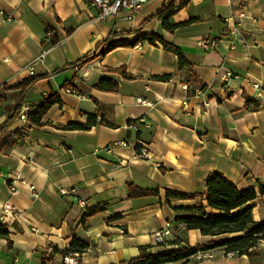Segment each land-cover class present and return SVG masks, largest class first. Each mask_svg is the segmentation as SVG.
I'll return each instance as SVG.
<instances>
[{"label":"crops","instance_id":"crops-1","mask_svg":"<svg viewBox=\"0 0 264 264\" xmlns=\"http://www.w3.org/2000/svg\"><path fill=\"white\" fill-rule=\"evenodd\" d=\"M171 1L147 0L132 19L122 12L102 22L87 0H0V128L21 98L30 109L53 95L60 100L39 124L15 117L0 129V208L20 213L0 222L8 232L0 236V264H60L62 254L46 248H67L74 237L87 244L80 264H128L141 248L157 254L178 242L201 247L236 235L181 229L174 208L204 203L213 173L238 189L264 184V0H187L178 7ZM162 6L173 28L155 15ZM113 32L126 42L155 34L186 63L180 67L175 52L144 40L64 68ZM30 76L39 79L23 94L6 89ZM102 79L117 89H98ZM138 146L145 155L137 156ZM129 184L156 193L132 198ZM166 189L194 197L167 201ZM250 204L253 221H263L264 195ZM94 206L101 211L85 216ZM166 221L171 234L159 241L155 234ZM251 251L217 246L198 250L187 264H264V242Z\"/></svg>","mask_w":264,"mask_h":264},{"label":"trees","instance_id":"trees-1","mask_svg":"<svg viewBox=\"0 0 264 264\" xmlns=\"http://www.w3.org/2000/svg\"><path fill=\"white\" fill-rule=\"evenodd\" d=\"M155 15L161 19V23L164 27L169 29L173 28V26H170L167 23V18L170 13L165 14L164 6H162ZM116 38V33L113 32L109 34V36L99 43L93 52L85 54L64 68L82 66L93 58L99 55H104L116 47L133 46L144 40H147L150 43H154L157 40L165 49L175 52L178 56L180 67L186 63L178 48L165 42L162 37L155 34L139 36L132 42L118 41ZM52 43H55V41H52ZM121 71H123L124 76H130L124 69ZM38 79L39 77L30 76L20 83L7 86L6 89L16 88L19 89L21 94H23L29 87L34 85ZM69 85V83H66L65 87H68ZM96 87L100 90H115L117 89V84L108 79H102ZM2 98H4V94H0V100ZM55 102H60V100L53 95L40 104L35 105L28 113L29 121L33 124H39L43 115ZM23 104L21 98L15 115L9 118L6 124L0 129L6 127L15 117H17ZM68 126L72 129L87 127L86 125L77 123H71ZM128 191L129 197L132 198L154 195L156 193V191L145 190L132 184L128 185ZM165 195L167 201L170 198L188 199L194 197V194L191 193L169 189L165 190ZM258 195H264L263 183L257 182V190L254 187L238 189L221 174H211L206 180L204 203L193 207L174 208V210L179 213L175 216L174 221L177 223H183L187 229H198L200 233L204 235H219L225 233H234L236 235L201 247L182 246L180 245V242H178L173 248H169L166 251L157 254H148L145 249L141 248L140 255L137 258L130 260L128 264H167L175 262L187 264L190 262V258L198 250H206L217 246L223 247L225 253L232 252L239 255L246 254L252 256L254 252H252L251 249L257 247L260 240L264 239V220L260 222L253 221L252 205L250 204ZM100 211V207L94 206L86 211L85 216H91ZM7 234L8 232L5 226L0 223V236H7ZM86 245L87 244L82 240L74 237L69 247L60 250L53 246V252H60L61 254H65L69 251L81 252Z\"/></svg>","mask_w":264,"mask_h":264},{"label":"built area","instance_id":"built-area-1","mask_svg":"<svg viewBox=\"0 0 264 264\" xmlns=\"http://www.w3.org/2000/svg\"><path fill=\"white\" fill-rule=\"evenodd\" d=\"M147 0H87L88 4L96 9V16L95 19L98 21H106L110 18L117 17L119 14L124 12V18L125 19H132L134 14L139 11L142 6L146 3ZM187 0H172L171 4L175 7L180 6L183 2ZM228 2H236L237 4H243L246 0H226ZM240 24L238 23L235 28V32H238V29L240 28ZM51 31L47 30L45 32V41L47 43L51 42ZM236 43L243 44L244 39L241 36H236ZM211 44H214L213 40H208ZM201 46H206V43L201 42ZM49 51L48 47H45L44 50L41 51V53L32 61L31 64H29L30 74H33V68L32 65L36 61L41 60L45 54ZM227 76L232 77H238L234 76V74L229 71L227 72ZM262 90H259V94H261ZM30 106L27 104H23L19 114L17 115V120L21 121L23 124H26L29 122L28 119V113L30 111ZM129 127L136 129L137 128V121H132L129 123ZM24 128V126L21 127V130ZM20 131V129H19ZM18 138V133L11 134V139ZM122 145H126L127 143L125 141L117 142ZM136 154L137 156H143L146 154V149L143 146H138L136 148ZM32 192L34 191V187L30 186ZM11 190L14 191V186L11 187ZM65 193V192H64ZM77 202L80 207L85 208L87 206V203L84 199L78 198ZM20 217V213L16 211L14 208L9 207L7 205H4L0 208V222H13L18 220ZM178 226L181 229H185V225L181 222L178 223ZM171 234V223L169 221H166L165 224L156 232V238L159 241H163V238ZM261 243L264 242V239L260 240ZM46 253H54L53 252V246H49L46 248ZM61 264H80V254H70V252H67L65 254L61 255Z\"/></svg>","mask_w":264,"mask_h":264},{"label":"bare ground","instance_id":"bare-ground-1","mask_svg":"<svg viewBox=\"0 0 264 264\" xmlns=\"http://www.w3.org/2000/svg\"><path fill=\"white\" fill-rule=\"evenodd\" d=\"M70 252V254H80V252H78V251H69Z\"/></svg>","mask_w":264,"mask_h":264},{"label":"rangeland","instance_id":"rangeland-1","mask_svg":"<svg viewBox=\"0 0 264 264\" xmlns=\"http://www.w3.org/2000/svg\"><path fill=\"white\" fill-rule=\"evenodd\" d=\"M55 253V252H54ZM52 264H55V263H52ZM56 264H59V263H56ZM61 264V263H60Z\"/></svg>","mask_w":264,"mask_h":264}]
</instances>
